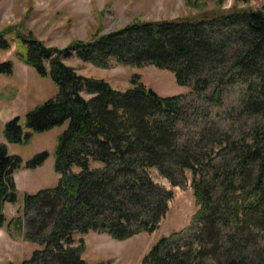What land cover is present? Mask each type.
I'll return each instance as SVG.
<instances>
[{"label": "trees", "instance_id": "1", "mask_svg": "<svg viewBox=\"0 0 264 264\" xmlns=\"http://www.w3.org/2000/svg\"><path fill=\"white\" fill-rule=\"evenodd\" d=\"M233 1L226 9L227 0H184L202 14L134 22L64 51L18 32L25 52L17 53L19 59L48 77L56 94L30 110L23 126L17 117L8 121L4 139L28 144L36 134L66 126L54 148L58 183L23 196L25 238L41 248L22 264H87L82 237L90 232L116 240L153 232L172 192L153 182L150 169L174 187L190 176L197 227L181 235L182 245L177 235L162 237L141 264H264V9L248 6L251 0ZM208 2L215 9L204 12ZM5 33L1 51L9 48ZM73 54L98 67L115 59L171 71L196 98L160 97L136 75L132 89L115 91L77 75L64 63ZM11 71V62L0 65V73ZM234 85L242 92L241 114L262 120L247 132L218 129L205 114ZM47 155H34L25 168L42 166ZM21 166V158L0 144V226L4 206L18 200L13 177Z\"/></svg>", "mask_w": 264, "mask_h": 264}, {"label": "rangeland", "instance_id": "2", "mask_svg": "<svg viewBox=\"0 0 264 264\" xmlns=\"http://www.w3.org/2000/svg\"><path fill=\"white\" fill-rule=\"evenodd\" d=\"M233 3V0H227L223 8L228 9ZM238 6L245 5L239 3ZM248 6L264 9V0H251ZM214 9L215 3L208 2L203 11ZM201 14L202 11L188 7L184 0H0V33L6 32L4 38L9 41V48L0 50V65L12 63L10 74L0 73V144H5L9 154L22 160V166L13 177L18 200L14 204H6L3 210L5 221L0 226V264H22L41 248L25 238L26 217L22 200L26 194L34 195L58 183L61 175L54 170V148L57 137L66 128L57 127L36 134L28 144H8L4 139L3 130L8 121L17 117L23 126L30 110L56 94V88L48 77H41L19 59L17 53L25 52L19 46L18 32L21 35L31 34L47 48L64 51L75 42H90L95 37L116 32L134 22L175 20L199 17ZM9 29H12L11 32H8ZM64 63L77 75L105 81L115 91L132 89L131 79L136 75L146 88L160 97H183V103L196 98L189 86L178 84L171 71L154 66L133 67L111 59L104 68L82 61L74 54ZM82 96L87 100L92 97L84 93ZM221 96V105L205 113L218 129L226 127L235 132L241 128L247 132L255 123L262 122L257 115L241 114L242 92L239 86L224 88ZM228 116L238 121H228ZM183 133L190 142L191 134ZM43 152L48 157L42 166L32 170L25 168L27 161ZM92 167H99V164L94 163ZM72 171L80 170L74 167ZM149 173L157 186L172 192L164 218L153 232H142L125 240H116L107 234L88 233L82 237L84 250L81 254L87 264H141L162 237L177 235V241L182 245L181 235L196 229L198 205L190 188V176L186 175L183 187H174L156 169H150ZM79 237L75 236V239Z\"/></svg>", "mask_w": 264, "mask_h": 264}]
</instances>
